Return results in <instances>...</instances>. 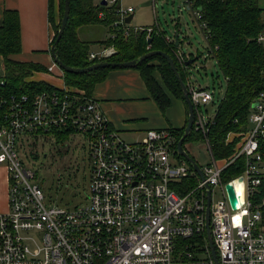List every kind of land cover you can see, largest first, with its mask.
<instances>
[{
  "label": "built area",
  "instance_id": "1",
  "mask_svg": "<svg viewBox=\"0 0 264 264\" xmlns=\"http://www.w3.org/2000/svg\"><path fill=\"white\" fill-rule=\"evenodd\" d=\"M108 5L116 8L114 26L125 37L132 30L152 33V28L127 24L133 7L124 9L122 0H109ZM188 8L199 23L196 9L190 3ZM199 26L204 32L205 26ZM259 42L264 46V30ZM114 53L113 47L103 48L90 53L89 60L101 61ZM210 55L214 57L212 49ZM176 58L185 63L179 48ZM57 76L64 79L63 72ZM53 87L32 96L7 99L0 94V165L9 184L8 211H0V264H264L262 204L254 202L264 181V91L251 106L248 129L233 155L218 159L210 140L213 120L202 114L215 95L210 88L188 86L195 109L193 129L200 134L193 141L208 150L211 162L201 167L191 157L189 144L184 149L201 168L202 179L178 153L181 136L176 130H148L142 141L127 143L96 97L65 83ZM60 133L67 134L63 143ZM77 135L85 141L88 187L84 202L68 208L47 197L26 164L30 157H39L38 143L70 145ZM239 160L241 174L225 180L228 168ZM227 184L233 186L236 210ZM218 190L222 198L215 200ZM208 191L218 263L207 236Z\"/></svg>",
  "mask_w": 264,
  "mask_h": 264
},
{
  "label": "trees",
  "instance_id": "2",
  "mask_svg": "<svg viewBox=\"0 0 264 264\" xmlns=\"http://www.w3.org/2000/svg\"><path fill=\"white\" fill-rule=\"evenodd\" d=\"M189 3L199 14V23L205 26L204 34L210 49L214 52L213 58L217 60L227 80V93L211 124L210 140L218 159L230 158L241 140V134L248 129V116L254 100L264 91V46L259 42V36L264 30L263 9L259 0H193ZM70 7L67 29L56 47L57 56L65 65L87 68L104 61L130 62L149 52L163 51L173 58L185 81V69L176 58L178 48L175 43L168 42L163 32L159 33L153 29L149 36L146 30L139 32L132 30L130 36L125 37L114 26L118 20L115 7L96 5L94 0H70ZM64 8L65 2L63 9L61 8L63 14ZM49 21L54 32L52 47L61 26L55 22L53 0L49 3ZM96 25L108 28L109 37L95 43L102 45L103 48L113 47L115 53L101 61H90L89 47L92 43L81 38L80 30ZM150 39L151 43L148 42ZM21 50L19 14L15 11H5L3 24L0 26V57L4 65V75L0 76V94L9 99L12 96L22 94L32 96L42 91L53 90L51 84L27 81L31 74L48 72L49 69L37 63L15 61L14 56L20 54ZM135 69L141 73L153 99L163 113L170 108L171 100L156 81L155 72L160 74L167 90L184 101L182 89L165 59L153 57ZM110 70L112 69H100L84 75L64 73V81L66 86L78 88L89 97L92 96L95 85L103 81ZM176 131L182 137L184 130ZM229 135H233V138L228 141ZM57 136L59 143L67 139L65 133ZM199 137L200 134L193 129L188 142L198 140ZM262 148L264 150V141ZM242 163L243 161L239 160L230 166L224 179L229 180L241 174ZM254 202L262 204L264 225V181Z\"/></svg>",
  "mask_w": 264,
  "mask_h": 264
},
{
  "label": "rangeland",
  "instance_id": "3",
  "mask_svg": "<svg viewBox=\"0 0 264 264\" xmlns=\"http://www.w3.org/2000/svg\"><path fill=\"white\" fill-rule=\"evenodd\" d=\"M64 2L65 0H60L59 11L55 17L56 25L61 24L63 15L61 8L63 9ZM148 2L152 1L123 0L124 9L130 8L128 6L130 5L135 10V14H131L134 19L130 26L133 28L158 26L166 32L168 37L174 40L178 37V42H181L179 51L183 54V60H196L187 70L191 84L196 87L210 88L215 95L214 104L202 107V114L207 119L213 120L226 96L228 84L217 60L210 55V45L198 20L187 8V5L181 3L183 2L181 0H156L154 5L144 6ZM259 2L264 9V0H259ZM105 36L106 28L101 25L86 27L81 32V38L92 43L89 47L90 51H100V44L95 42L102 41ZM178 62L183 65L182 60H178ZM55 70L56 74H50L49 71L48 73H33L27 81L51 84L52 81H56L53 78L60 73L59 69ZM184 76H186L185 72ZM69 89L81 92L78 88L69 87ZM145 136L127 135L122 138L127 143L135 144L142 141ZM69 143L70 145L67 142L64 146L51 141L38 143L35 150L39 153V157H30L26 165L35 171L37 182L42 184L49 199L68 208H74L82 204L86 197L88 187V165L86 163H88V158L83 148L85 141L81 136L72 137ZM188 151L201 167H205L211 162L210 153L199 141H192L188 146ZM43 155L47 157L44 158ZM0 167L5 168L4 165H0ZM8 188L9 186H7V190ZM221 198L220 191H215L214 199ZM5 208L6 203L4 202V211L1 209L0 211H8Z\"/></svg>",
  "mask_w": 264,
  "mask_h": 264
},
{
  "label": "crops",
  "instance_id": "4",
  "mask_svg": "<svg viewBox=\"0 0 264 264\" xmlns=\"http://www.w3.org/2000/svg\"><path fill=\"white\" fill-rule=\"evenodd\" d=\"M103 1H107L108 5L109 0H98L95 4H102ZM181 1L188 8L189 2L193 0ZM49 3L50 0H0V26L3 24L5 11H15L20 18L22 50L20 54L14 56L15 61L37 63L46 68L54 67L55 64L50 53L54 32L49 21ZM152 4L154 5V3ZM59 5L60 0H53L55 17L59 11ZM133 14H135V11ZM149 28L155 29L159 33L163 32L169 40H174L168 37L166 32L158 26ZM83 29L80 30V36ZM108 37L109 30L106 28L104 39ZM176 38L175 42L178 41V37ZM180 45L181 42H179V47ZM100 46L102 49V45ZM92 52L99 51L92 50ZM186 62L182 67L185 69V82L190 87L193 85L189 80L187 71L189 67H186ZM56 69L59 68L56 66ZM0 71V76H3L4 65L1 57ZM54 71L56 70L54 69ZM60 73L58 74L60 75ZM154 77L171 100V106L166 113L161 111L141 73L136 69H112L103 81L95 85L92 95L100 101L104 113L121 138L127 135L145 136L146 132L152 129L172 128L178 131L185 129L188 118L185 101L175 97L167 90L159 73L155 72ZM53 79L56 80L52 81L51 85L53 86L60 87L64 84L62 77L55 76ZM185 144H190V142ZM7 186L9 185L6 169L0 167V209L2 211H4V202L6 203L5 210L8 209Z\"/></svg>",
  "mask_w": 264,
  "mask_h": 264
},
{
  "label": "water",
  "instance_id": "5",
  "mask_svg": "<svg viewBox=\"0 0 264 264\" xmlns=\"http://www.w3.org/2000/svg\"><path fill=\"white\" fill-rule=\"evenodd\" d=\"M152 4V2H148L146 3L144 6H150ZM103 6L107 5V1H103L102 2ZM70 12H71V7H70V0H65V8H64V14H63V18L61 20V26H60V30L58 33V37L56 39L55 44L51 47V56L53 58L54 64L55 66H57L63 73H67V74H74V75H84L90 72H93L95 70H100V69H135L139 64L145 62L146 60H149L153 57H161L163 59H165L171 69V71L173 72L176 80L178 81L182 92H183V98L184 101L187 105V113H188V118H187V124L186 127L184 129V133L181 137V139L178 142L177 145V149H178V153L180 155H182L183 157L186 158V160L192 165V167L197 171V173L199 174V176L204 179L203 177V173L201 171V168L197 165V163H195L193 161V159L189 156V154L185 151L184 149V145L185 143L188 141V138L194 128V124H195V109L193 106V103L190 99V95H189V89L187 84L185 83V81L183 80V78L181 77L178 67L175 63V61L173 60V58L168 55L167 53L163 52V51H153V52H149L148 54L140 57L137 60H133L130 62H108V61H104V62H99L96 63L90 67L87 68H73V67H69L67 65H65L57 56L56 53V47L58 45V43L60 42L65 30L67 29L68 26V22H69V18H70ZM133 21V15H130L127 18V24H131ZM177 39V38H176ZM149 43L152 42V39H150L148 41ZM176 47H179V42L176 40L175 42ZM196 60H188L186 62V67H190ZM255 106V105H254ZM47 156L45 155L44 158H46ZM239 181H242V178L239 179ZM226 191L228 194V199L231 205V208L233 210H236L237 207V199L235 196V192L233 189V186L231 184H227L226 185ZM210 207H211V195H210V191H208V197H207V236H208V240H209V246L211 248V251L213 253L214 259L216 261V263H218V259H217V255H216V251H215V247L213 244V239H212V234H211V229H210Z\"/></svg>",
  "mask_w": 264,
  "mask_h": 264
},
{
  "label": "bare ground",
  "instance_id": "6",
  "mask_svg": "<svg viewBox=\"0 0 264 264\" xmlns=\"http://www.w3.org/2000/svg\"><path fill=\"white\" fill-rule=\"evenodd\" d=\"M49 71V70H48ZM48 73V72H47ZM50 73V72H49ZM50 74H53V73H50Z\"/></svg>",
  "mask_w": 264,
  "mask_h": 264
}]
</instances>
